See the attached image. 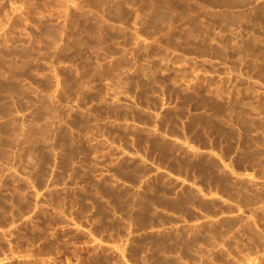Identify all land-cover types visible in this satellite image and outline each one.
<instances>
[{
    "label": "rangeland",
    "instance_id": "obj_1",
    "mask_svg": "<svg viewBox=\"0 0 264 264\" xmlns=\"http://www.w3.org/2000/svg\"><path fill=\"white\" fill-rule=\"evenodd\" d=\"M0 264H264V0H0Z\"/></svg>",
    "mask_w": 264,
    "mask_h": 264
},
{
    "label": "crops",
    "instance_id": "obj_2",
    "mask_svg": "<svg viewBox=\"0 0 264 264\" xmlns=\"http://www.w3.org/2000/svg\"><path fill=\"white\" fill-rule=\"evenodd\" d=\"M169 140V139H168ZM191 150L192 151H201V150H203V148H202V146H200L198 143H192L191 144ZM175 154H172V158H174L175 156H174ZM184 181H191V180H184ZM193 212H197V209L196 208H194L193 206H191V207H189ZM175 217H178V221H181L182 220V217L181 216H178V215H175V214H173Z\"/></svg>",
    "mask_w": 264,
    "mask_h": 264
},
{
    "label": "trees",
    "instance_id": "obj_3",
    "mask_svg": "<svg viewBox=\"0 0 264 264\" xmlns=\"http://www.w3.org/2000/svg\"><path fill=\"white\" fill-rule=\"evenodd\" d=\"M190 207V206H189ZM171 241H167V243L165 244L166 246H170L171 245ZM163 252H167V249H164V248H161L160 249V253H163Z\"/></svg>",
    "mask_w": 264,
    "mask_h": 264
}]
</instances>
